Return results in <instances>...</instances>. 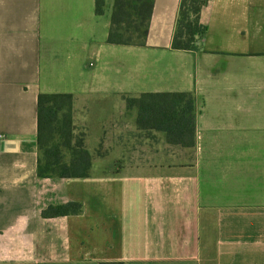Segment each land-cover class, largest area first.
<instances>
[{"label": "crops", "instance_id": "obj_1", "mask_svg": "<svg viewBox=\"0 0 264 264\" xmlns=\"http://www.w3.org/2000/svg\"><path fill=\"white\" fill-rule=\"evenodd\" d=\"M152 1L127 46L107 42L114 0H0V264H264V0H210L195 52L171 49L181 0ZM176 92L193 148L126 107ZM39 94L73 95L88 177H37Z\"/></svg>", "mask_w": 264, "mask_h": 264}, {"label": "trees", "instance_id": "obj_2", "mask_svg": "<svg viewBox=\"0 0 264 264\" xmlns=\"http://www.w3.org/2000/svg\"><path fill=\"white\" fill-rule=\"evenodd\" d=\"M210 0H181L171 49L195 52L206 33L200 13ZM96 15L104 14L105 0H94ZM153 10L152 0H114L107 42L113 45L143 46ZM73 95L39 94L37 97V177H88L92 156L73 125ZM192 93H145L125 97L127 108L137 109L136 126L162 132L167 144L182 148L195 146L196 106ZM80 203L49 206L43 218L79 215ZM100 264H123L100 263Z\"/></svg>", "mask_w": 264, "mask_h": 264}]
</instances>
